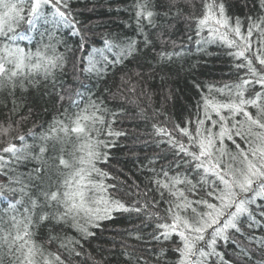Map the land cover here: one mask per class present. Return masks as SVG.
I'll list each match as a JSON object with an SVG mask.
<instances>
[{"label":"snow or ice","instance_id":"6c2138e0","mask_svg":"<svg viewBox=\"0 0 264 264\" xmlns=\"http://www.w3.org/2000/svg\"><path fill=\"white\" fill-rule=\"evenodd\" d=\"M239 3L249 11L235 14L231 0H201L196 15L194 0H135L136 37H104V47L97 48L89 47L87 26L72 0H0V106L8 110L0 119V201L7 202L0 209V264H77L81 239L95 235L89 227L114 213H135L151 229L128 233L150 246L146 259L125 242L129 264H169L170 253L172 264H264V0ZM180 16L192 22L197 45L228 49L231 82L196 83L194 113L170 128L167 121L153 123L160 151L148 159L144 187L127 185L99 165L129 135L114 127L125 105L143 119L149 110L155 113L151 74L182 55V45L160 21ZM22 24L28 26L23 33ZM38 25L45 26L40 35L46 33L48 42L35 52L21 47L19 41L31 40L28 32ZM61 29L78 38L79 52L87 49L78 58L85 78L106 77L142 56L148 70L128 69L106 98H85L75 55L76 82H61L68 63L57 52L58 44H66L57 37ZM41 86L60 105L47 125L32 119V107L21 114L24 93ZM70 230L81 239L69 236ZM229 245L233 259L225 260L220 249Z\"/></svg>","mask_w":264,"mask_h":264},{"label":"trees","instance_id":"16d2710c","mask_svg":"<svg viewBox=\"0 0 264 264\" xmlns=\"http://www.w3.org/2000/svg\"><path fill=\"white\" fill-rule=\"evenodd\" d=\"M194 2L196 8L191 11L200 15L201 0H194ZM134 3L135 0H72V7L77 18L82 25L87 26L86 30L90 38L89 47H104L102 38L109 36L121 39L135 38ZM231 3L234 5L232 11L237 15L249 11V8L242 7L239 0H231ZM250 7L253 11H259L258 4L250 5ZM160 23L167 29L171 39L175 40L177 45H182V48H177V51H182V55L177 57L174 62L158 67L151 74L152 78L148 81V88L153 94L152 109L155 110V113L149 110L147 118L143 119L138 116V109L132 105H125V116L114 127L126 130L129 135L119 138L116 146L110 150L108 163L99 165L113 175L119 176L121 180L127 182V185H131L134 181L144 187L147 182L148 159L160 151V148H157L154 143L156 137L152 135L153 123L167 121L166 126L169 128L173 122L180 123L195 112V105L200 100L198 89L194 86L196 83L202 86L215 83L220 86L223 82H231L233 74L232 58L226 55L228 49L217 43L197 45L196 41L200 37L195 35L191 21L180 16L163 19ZM27 27L22 24L19 31L23 33ZM44 27L38 25L37 30L28 32L32 39L19 41L20 46H26L27 50L33 52L43 47L49 40L46 33L41 38L40 33L44 32ZM189 35L192 36L191 40L188 39ZM57 37L66 42V44L57 45V52L64 53L68 60L66 74L62 77L61 82L70 86L76 82V77L72 74V60L75 55L77 58L76 75L83 84L80 91L84 92L85 98L89 96L92 99L106 98L109 94L107 90L115 91L120 76L128 69L140 67L148 70L149 66L142 56L126 61V67L117 66L110 69L106 77L98 79L92 75L90 78H85L88 74L79 72L78 58L86 55L87 49L83 54L79 52L78 38L70 35L68 29H61L57 33ZM69 48L72 51H69ZM168 48L171 50V45H168ZM24 96L26 100L23 102L21 114H24L28 107H32L35 110L32 119L37 124L47 125L59 116L57 109L60 105L53 103L55 98L49 97L43 86L39 89H30L29 92L24 93ZM169 96L170 98H168ZM0 99H2V95H0ZM114 104L115 102H109L110 107H113ZM7 112V108L0 106V119H3ZM28 126H31V121ZM160 147L165 146L161 145ZM32 166V164H29L27 168L21 166L19 171L24 173ZM124 198L126 200L133 199L132 197ZM6 203L0 201V209L5 207ZM113 216L114 218L111 220L101 221L99 227H89V230L95 235L87 239H81L78 233L69 231V236L81 239L83 245V255L76 258L77 264H129L128 257L124 254L125 242L135 246V256H144L146 259H150V254L147 251L150 246L129 239L128 233L143 230V233L147 234L151 229L146 227L135 213H114ZM220 250L224 251L225 260L233 259L232 246H225ZM128 251H132V249L129 248ZM174 259L170 253L169 264H172Z\"/></svg>","mask_w":264,"mask_h":264}]
</instances>
